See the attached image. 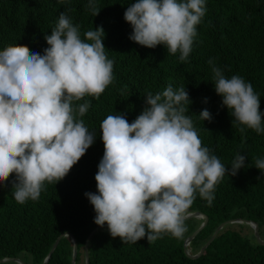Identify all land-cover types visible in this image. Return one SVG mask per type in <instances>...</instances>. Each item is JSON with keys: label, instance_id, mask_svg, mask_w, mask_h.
<instances>
[{"label": "clouds", "instance_id": "clouds-1", "mask_svg": "<svg viewBox=\"0 0 264 264\" xmlns=\"http://www.w3.org/2000/svg\"><path fill=\"white\" fill-rule=\"evenodd\" d=\"M88 8L94 16L100 12L95 0H88ZM205 14L206 0H134L124 20L133 29L130 40L149 49L163 45L184 63ZM79 27L62 12L45 36L43 55L24 45L0 50V184L15 175L12 195L18 204L38 200L45 183L63 180L94 142L77 117L91 106L85 97L99 99L113 83L115 62L105 52L103 27L88 30L83 39ZM207 63L232 127L264 133L261 98L251 83L226 77L211 58ZM145 97L146 107L133 122L121 114L101 122L97 193H85L94 223L107 224L111 237L124 244L182 238L197 194L210 206L216 186L225 175L235 176L246 159L238 153L229 171L203 146L186 115L191 101L185 86L174 90L169 84ZM198 117L212 119L207 109ZM255 168L264 173V159H256Z\"/></svg>", "mask_w": 264, "mask_h": 264}, {"label": "trees", "instance_id": "trees-1", "mask_svg": "<svg viewBox=\"0 0 264 264\" xmlns=\"http://www.w3.org/2000/svg\"><path fill=\"white\" fill-rule=\"evenodd\" d=\"M133 2L95 0L100 12L94 16L88 0H0V50L24 45L43 55L48 47L45 36L51 35L63 12L73 25L80 26L82 39L88 30L103 27L105 52L115 62L113 83L99 99L84 98L91 106L77 119L83 120L94 142L68 175L57 184L45 183L38 200L29 199L22 205L12 195L14 174L0 184V260L26 254L30 264H42L58 237L69 233L77 243L75 264H85V242L97 227L94 208L85 193H97L95 176L104 154L101 122L114 114L133 122L146 107L147 93H161L169 84L174 90L185 86L191 101L186 115L191 116L203 146L229 171L238 153L246 157L235 176L225 175L216 186L210 206L197 194L188 209L187 214L208 217L207 225L187 247L189 255H197L227 220L255 222L264 238V173L255 168L256 159H264V133L247 128L241 133L239 127H232L233 117L215 92L207 63L211 58L226 77L239 75L251 83L264 113V0H206V14L184 63L178 53L169 55L163 45L149 49L129 39L133 29L124 13ZM205 109L211 114L210 122L198 117ZM202 222L186 220L182 238L164 235L151 243L145 237L124 244L119 237H111L108 227L102 228L88 242V263L264 264V245L258 244L253 229L245 224L225 226L199 258H189L185 240ZM72 249L71 239L62 237L48 264H72Z\"/></svg>", "mask_w": 264, "mask_h": 264}, {"label": "water", "instance_id": "water-1", "mask_svg": "<svg viewBox=\"0 0 264 264\" xmlns=\"http://www.w3.org/2000/svg\"><path fill=\"white\" fill-rule=\"evenodd\" d=\"M191 218H197V219H202L203 222L201 223V225L198 227V229L196 231H194L192 233V235H190L186 240H185V243H184V250H185V254L191 258V259H196V258H199L205 251V249L207 248V246L217 237V235L219 234V232L227 225L229 224H245V225H248L249 227H251L253 229V232H254V236L256 238V241L258 242V244L260 245H264V238L261 239L260 237V227L257 223L255 222H251V221H248V220H244V219H233V220H227L223 223H221L217 228L216 230L214 231L213 235L211 236V238L207 241V243L202 246V248L200 249L199 253L197 255H194V256H190L189 255V250H187V247L189 246V244L191 243V241L196 237V235L207 225L208 223V217L203 215V214H200V213H190V214H187L186 217H185V221L186 220H189ZM107 227V224H105L103 227H99L97 226L96 228H94L91 233L88 235L87 239H86V242H85V246H84V253H85V264H89L88 263V252H87V248H88V242L90 240V238L100 229L102 228H106ZM69 237L71 239V242H72V245H73V249H72V261L71 263L72 264H75V259H76V254H77V243H76V240L75 238L69 234V233H66L64 235H61L60 237H58V239L55 241L53 247L51 248L49 254L46 256V258L44 259V261L42 262V264H48L51 256H52V253L53 251L55 250V248L57 247L60 239L62 237ZM8 262H15L17 264H25L24 262L20 261L19 259L17 258H14V259H2L0 260V264H5V263H8Z\"/></svg>", "mask_w": 264, "mask_h": 264}, {"label": "rangeland", "instance_id": "rangeland-1", "mask_svg": "<svg viewBox=\"0 0 264 264\" xmlns=\"http://www.w3.org/2000/svg\"><path fill=\"white\" fill-rule=\"evenodd\" d=\"M20 261L24 262L25 264H30V258L25 254L21 255L20 258H18ZM7 264H17L15 262H8Z\"/></svg>", "mask_w": 264, "mask_h": 264}]
</instances>
